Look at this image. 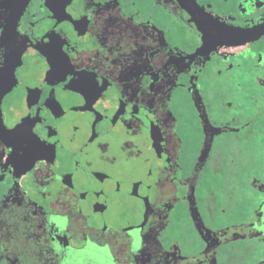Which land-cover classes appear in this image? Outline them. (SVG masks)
<instances>
[{
    "label": "flooded vegetation",
    "instance_id": "obj_1",
    "mask_svg": "<svg viewBox=\"0 0 264 264\" xmlns=\"http://www.w3.org/2000/svg\"><path fill=\"white\" fill-rule=\"evenodd\" d=\"M257 27L264 0H0V264H264Z\"/></svg>",
    "mask_w": 264,
    "mask_h": 264
},
{
    "label": "rangeland",
    "instance_id": "obj_2",
    "mask_svg": "<svg viewBox=\"0 0 264 264\" xmlns=\"http://www.w3.org/2000/svg\"><path fill=\"white\" fill-rule=\"evenodd\" d=\"M243 89H242V96H243V101H242V107L249 110L252 108L253 104L252 102L250 103L248 101V97L249 96H246L245 94L248 92V93H251V92H254L256 91L255 88V85L253 86L252 83L250 82H247L246 79H243ZM243 102H245V104L243 105ZM263 148V152L259 153L258 156L255 158V161H252L250 162V164L248 166L245 167V173L246 174H252L254 171L256 172H259L261 174V177L262 179L264 180V146L262 147ZM263 153V155H262ZM254 154V153H253ZM246 180H242L240 181L241 185L245 184ZM242 212V211H241ZM240 212V215H242V213Z\"/></svg>",
    "mask_w": 264,
    "mask_h": 264
},
{
    "label": "water",
    "instance_id": "obj_3",
    "mask_svg": "<svg viewBox=\"0 0 264 264\" xmlns=\"http://www.w3.org/2000/svg\"><path fill=\"white\" fill-rule=\"evenodd\" d=\"M264 31L263 27H257L255 29H250V30H239L237 32L238 35V41L235 43L237 44H242L246 42L247 40H250L254 36H257L258 34L262 33Z\"/></svg>",
    "mask_w": 264,
    "mask_h": 264
}]
</instances>
